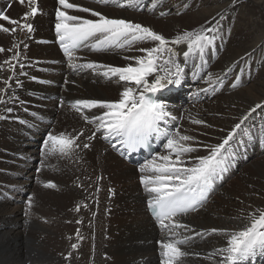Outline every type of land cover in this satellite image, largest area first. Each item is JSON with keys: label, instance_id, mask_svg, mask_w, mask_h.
<instances>
[{"label": "bare ground", "instance_id": "6f19581e", "mask_svg": "<svg viewBox=\"0 0 264 264\" xmlns=\"http://www.w3.org/2000/svg\"><path fill=\"white\" fill-rule=\"evenodd\" d=\"M69 2L109 18L148 26L169 40L201 26L217 29L214 45L206 50L203 60L195 55L183 63L186 45H169L180 53L177 60L185 72L180 85L169 86L157 96L176 117L162 121V131L179 129L199 142L193 144L198 151L188 154V160L207 155L204 145L220 143L251 108L264 105V0H163L155 10L151 7L154 0H141L138 7L105 6L96 0ZM121 2L126 4V0ZM33 6L40 11L28 21L34 26L31 34L25 30L0 32V47L6 49L0 53V89L6 87L3 81L13 76L3 62L11 60L16 66L11 88L0 93L8 101L0 104V116L5 117L0 120V252L9 248L14 264H162L159 244L169 233L151 219L147 210L151 194L139 180L141 166L151 158L129 159L121 146H113L118 139L106 140L102 130L96 131L98 121H85L72 107L83 99L117 101L124 85L117 78L106 79L90 69L73 71L74 67L87 62L117 67L134 64L124 57L143 56L138 49L155 46L154 42L103 52L84 47L70 62L55 32V12L61 7L58 0H35ZM28 10L26 2L0 0V12L11 18L20 20ZM65 11L98 19L90 13ZM161 12L166 15L161 16ZM218 13H223L222 19ZM0 24L13 27L6 21ZM31 35L35 36L33 41ZM14 53L19 54L18 60H12ZM208 73L213 75L214 85L206 82ZM202 88L209 91L201 92ZM8 108L12 114H6ZM103 111L84 109L83 114L91 118ZM193 119L210 127L194 124ZM62 133L78 137L80 147L68 156L42 157L47 136ZM159 142L161 149L154 156L167 154L166 138L160 135ZM84 143L90 147L83 148ZM230 144L228 153L234 155L227 171L212 184L204 207L176 218L194 229H178L180 238H189L181 245L188 253L181 264H219L222 257L210 254L226 246L225 237L198 236L196 232L240 230L248 223L249 212L264 209V110L252 113ZM49 182L57 187H44ZM73 243L78 245L75 250ZM249 264H264V254L253 257Z\"/></svg>", "mask_w": 264, "mask_h": 264}, {"label": "snow or ice", "instance_id": "6c2138e0", "mask_svg": "<svg viewBox=\"0 0 264 264\" xmlns=\"http://www.w3.org/2000/svg\"><path fill=\"white\" fill-rule=\"evenodd\" d=\"M25 2L29 10L23 14L20 20L9 17L0 12V21H6L13 27L9 28L0 24V32L15 34L17 31L26 30L28 34L33 32V26L28 23L31 17L36 16L38 9L34 7L35 0H20ZM97 3L107 6L115 3L117 7H138L141 0H126V4L121 0H96ZM163 0H154L152 10H155ZM235 2V0H234ZM60 8L56 9L55 32L57 40L69 61H73L75 53L84 47H89L93 51L103 52L110 49L130 50L136 43L154 42L155 46L139 48L138 51L145 55L140 57H124L126 60H133L134 64L117 67L95 62H87L74 67L73 71L90 69L96 74L106 79L117 78L118 82H124L123 91L117 101H100L94 99H83L74 102V107L81 113L87 122H99L96 131H101L106 140L118 139L120 144L129 151H136L148 145L150 137L162 135L166 138L164 148L167 154L154 156L141 166L140 183L146 192L151 194L148 201V208L159 222L162 230L169 233V238L160 241L163 257L162 264H181L182 258L188 253L183 251L181 245L188 242V237L180 238L178 229H190L188 225L181 223L177 217L186 216L190 212L198 211L204 207L208 198V192L214 181L227 171V164L234 155L228 153L230 142H233L242 130V125L249 119L257 109L264 110V105L256 104L250 111L240 118L222 141L215 145H204L208 154L194 157L188 160V154L197 152V147L193 144L199 143L195 137L182 134L179 129L175 132L162 131L160 124L168 119L175 120L176 117L168 112L165 106L158 102L157 94L169 88V86L180 85L185 69L177 57L180 55L169 45H186V50L182 52L183 63L195 55H199L201 60L207 49H210L215 42L217 29L214 26H201L199 30L184 31L174 39H167L164 35L157 33L152 28L140 23H134L125 19L109 18L105 14L86 7L78 6L69 0H58ZM11 7V4L8 5ZM65 10H75L90 13L92 17L98 19H85L77 15H71ZM161 16L166 13L161 12ZM223 18V13H218ZM215 19V17L213 18ZM211 22H209L210 24ZM17 47V45H13ZM6 49L0 47V53ZM11 51V49H8ZM19 54L14 53L12 60H18ZM8 65V70L13 76L3 81L4 89L0 93H5L7 88H11L10 81L15 74V65L11 60L3 62ZM23 68V65H20ZM3 70V65H0ZM149 77H152L149 80ZM207 83L214 85L216 81L213 75L208 73ZM65 83H68L65 80ZM223 83V80H220ZM19 86V81H17ZM232 87H236L235 84ZM215 91V88L212 89ZM207 93L208 88L200 89ZM11 99V97L9 98ZM0 96V104L7 103ZM63 103V101H61ZM84 109H102V114L88 117L83 114ZM11 112L12 109L8 108ZM0 116V120L4 119ZM192 123L210 127L205 121L193 119ZM223 131V130H222ZM79 135H83L81 132ZM90 135L88 140L94 139ZM78 137H69L66 134H49L43 142L41 156L47 157L55 154L68 156L75 149L80 147L76 144ZM115 147V145H113ZM89 143H84L83 148L88 149ZM227 153V154H226ZM159 161V162H158ZM43 164V160L41 161ZM147 173V174H146ZM98 180L101 177L97 178ZM44 187L54 189V183H46ZM112 190L109 189V192ZM32 207V198H28V208ZM87 207V205H84ZM80 211V207L75 209ZM27 214V212H26ZM248 223L240 230L228 231L223 228H211L206 232H196L198 236L206 234H216L225 237L226 246L218 248L215 253L222 260L219 264H249L251 259L258 254H264V209L247 214ZM81 221H77L80 223ZM79 237V230H77ZM72 249H77L78 245L73 243ZM69 256L65 257L69 259Z\"/></svg>", "mask_w": 264, "mask_h": 264}, {"label": "rangeland", "instance_id": "374dc122", "mask_svg": "<svg viewBox=\"0 0 264 264\" xmlns=\"http://www.w3.org/2000/svg\"><path fill=\"white\" fill-rule=\"evenodd\" d=\"M4 58H5V56H3ZM2 65V64H1ZM23 74H26V73H23ZM23 74H21V76L23 77ZM17 89H19V87L17 88ZM60 106H59V109L62 107V105L61 104H59ZM6 114H10L9 112H7ZM34 143H38V141L37 140H34ZM249 172V171H248ZM139 180H140V178H139ZM139 182V181H138ZM141 185V184H140ZM141 186H143V185H141ZM211 188H212V186H211ZM110 197H112V195L110 196ZM42 222H46V220L45 219H43L42 220ZM8 250V251H7ZM10 249L9 248H7V247H5L4 248V251H3V253L2 252H0V260H1V258H2V260L0 261V264H14L15 262H14V259H13V256H12V252L10 251ZM4 254V255H3ZM8 254H9V256H8ZM106 255V254H105ZM6 259H5V258ZM9 257V258H8ZM8 259V260H7ZM38 262H40L41 261V259L39 260H37ZM14 262V263H13Z\"/></svg>", "mask_w": 264, "mask_h": 264}]
</instances>
